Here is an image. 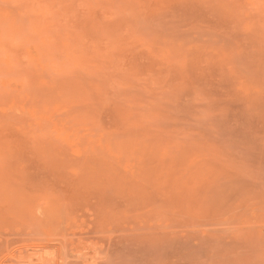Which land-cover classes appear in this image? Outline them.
<instances>
[{
	"label": "rangeland",
	"instance_id": "1",
	"mask_svg": "<svg viewBox=\"0 0 264 264\" xmlns=\"http://www.w3.org/2000/svg\"><path fill=\"white\" fill-rule=\"evenodd\" d=\"M0 264H264V0H0Z\"/></svg>",
	"mask_w": 264,
	"mask_h": 264
}]
</instances>
